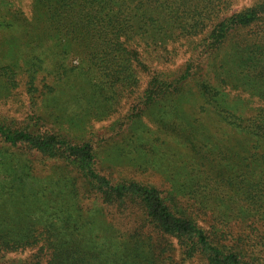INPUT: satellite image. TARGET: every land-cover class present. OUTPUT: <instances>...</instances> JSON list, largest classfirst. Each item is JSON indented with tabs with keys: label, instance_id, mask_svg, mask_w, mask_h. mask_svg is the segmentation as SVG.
Instances as JSON below:
<instances>
[{
	"label": "trees",
	"instance_id": "trees-1",
	"mask_svg": "<svg viewBox=\"0 0 264 264\" xmlns=\"http://www.w3.org/2000/svg\"><path fill=\"white\" fill-rule=\"evenodd\" d=\"M26 1L0 0V101L27 98L0 114V264H264V0ZM123 101L115 146L168 190L103 174Z\"/></svg>",
	"mask_w": 264,
	"mask_h": 264
},
{
	"label": "rangeland",
	"instance_id": "rangeland-1",
	"mask_svg": "<svg viewBox=\"0 0 264 264\" xmlns=\"http://www.w3.org/2000/svg\"><path fill=\"white\" fill-rule=\"evenodd\" d=\"M252 1L253 0H244L246 3H251ZM28 4L29 0L26 1L23 6V9L26 10V13L29 12ZM4 47L6 48V45H4ZM184 60L185 58L182 57L178 60V63H182ZM23 90L24 89L19 88L15 90L8 99L0 101V114H10L12 116H16L17 118L23 117L26 109L21 107V100L27 99ZM131 101L133 103H137L138 99H131ZM129 110V105L125 104V101H123L121 107H119L114 114H111L103 121L93 123L94 129L98 130L97 132L101 134L100 136L104 135L107 137V139L109 138L107 143H104V149L102 150L104 155L101 156V163H99V166L102 168L103 174H105L112 182H118L121 179H129L131 181H140L152 184L156 187L163 188L164 191L168 190L169 185L164 181V178H162L161 175L155 171L143 172L142 169H138V157H136L137 159H135V161L131 162L130 157H128V155H121L119 153L118 147L114 144L116 141H120L123 137L120 136V134H117L118 127H120L119 129L123 131L128 128L126 134L129 133L130 123L127 125L124 124V126L121 125L122 127H116L117 122H128L126 119ZM130 132H132V128L130 129ZM120 148H123V150L126 151L130 149L128 146ZM199 222L202 223L200 220ZM202 224L204 227H208L209 229V224L207 222ZM169 241H172V243L175 244L173 240ZM168 254L172 253L168 252L167 255ZM174 255L176 254L174 253Z\"/></svg>",
	"mask_w": 264,
	"mask_h": 264
}]
</instances>
